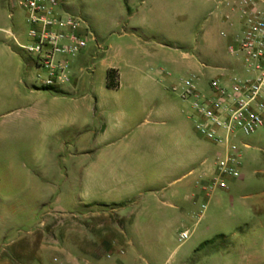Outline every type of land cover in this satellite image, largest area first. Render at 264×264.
Masks as SVG:
<instances>
[{
    "label": "rangeland",
    "instance_id": "rangeland-1",
    "mask_svg": "<svg viewBox=\"0 0 264 264\" xmlns=\"http://www.w3.org/2000/svg\"><path fill=\"white\" fill-rule=\"evenodd\" d=\"M12 1L0 0V10L13 13L26 35L25 11ZM227 1L63 0V8L81 21L84 34L91 31L105 49L115 45L113 34L125 30L129 19L141 17L138 27L145 41L143 58L137 61L141 75L168 77L162 91L176 111V125L193 127L198 133L192 99L184 101L173 87L196 75L200 91L209 94L211 80L225 74L221 68L235 62L241 65V58L230 52L233 36L241 30L240 15ZM22 55L32 60L25 50ZM97 60L87 65L80 92L90 90L91 75L94 88L104 78ZM31 70L34 83L41 86L37 75L43 72L35 65ZM237 72L243 75V70ZM75 84L48 90L61 93ZM144 90L159 91L155 84H145ZM162 102L151 100L143 127L163 133L173 126V119L155 112ZM69 133L62 140L50 141L48 147L0 145V264H264V131L250 136L238 133L233 140L241 152V177L228 179V189H218L208 198L203 217L194 216L179 225L160 243L130 241L124 236L113 244L100 245L91 243L102 233L97 225L115 222L79 204V171L88 162V154L84 153L83 134ZM197 136L207 143L203 160L215 168L222 148ZM184 231L191 235L181 242ZM99 246L100 259L86 253Z\"/></svg>",
    "mask_w": 264,
    "mask_h": 264
},
{
    "label": "crops",
    "instance_id": "crops-1",
    "mask_svg": "<svg viewBox=\"0 0 264 264\" xmlns=\"http://www.w3.org/2000/svg\"><path fill=\"white\" fill-rule=\"evenodd\" d=\"M140 19H129L125 30L113 34L115 45L108 49L89 31L88 48L73 62L76 84L52 93L34 83L33 60L22 55L28 34L22 33L13 13L0 10V145L42 148L72 130L83 134L88 162L79 171V204L115 222L97 225L102 233L91 241L96 245L113 244L124 236L160 243L179 225L200 217V207L208 203L203 188L215 169L203 160L207 143L194 128L176 125V111L162 91L168 77L141 75L137 61L143 58L145 41ZM94 60L105 76L94 88L91 75L90 90L80 92L87 65ZM221 69L233 75L242 68L235 62ZM108 81L115 87L109 88ZM145 84H155L159 91L146 92ZM151 100L163 101L157 115L173 119L163 133L143 127ZM99 248L86 253L100 259Z\"/></svg>",
    "mask_w": 264,
    "mask_h": 264
},
{
    "label": "built area",
    "instance_id": "built-area-1",
    "mask_svg": "<svg viewBox=\"0 0 264 264\" xmlns=\"http://www.w3.org/2000/svg\"><path fill=\"white\" fill-rule=\"evenodd\" d=\"M12 2L25 11L29 44L21 48L43 72L37 75L41 86L51 89L72 84L73 62L88 48L92 35L82 32L81 21L66 12L63 0ZM227 6L240 15L241 30L233 36L230 52L241 58L243 75L213 78L209 94L200 91L196 75L173 87L184 101L192 99L197 132L222 148L203 188L208 198L218 189H228V179L241 177V152L233 142L238 133L250 136L264 131V0H229ZM206 210L205 203L200 217ZM190 235L189 231L180 233V241Z\"/></svg>",
    "mask_w": 264,
    "mask_h": 264
},
{
    "label": "trees",
    "instance_id": "trees-1",
    "mask_svg": "<svg viewBox=\"0 0 264 264\" xmlns=\"http://www.w3.org/2000/svg\"><path fill=\"white\" fill-rule=\"evenodd\" d=\"M114 73H115L114 71H112V73L110 72V74H114ZM107 86H108L109 88H114V87H115L110 81H108ZM60 92H62V91H60Z\"/></svg>",
    "mask_w": 264,
    "mask_h": 264
}]
</instances>
